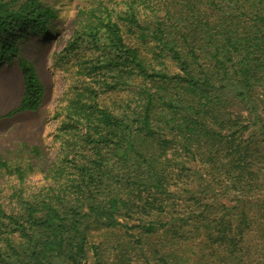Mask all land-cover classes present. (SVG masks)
<instances>
[{
  "label": "trees",
  "instance_id": "obj_1",
  "mask_svg": "<svg viewBox=\"0 0 264 264\" xmlns=\"http://www.w3.org/2000/svg\"><path fill=\"white\" fill-rule=\"evenodd\" d=\"M56 19L0 0V69L23 84L5 119L42 108L22 46ZM78 19L56 160L0 157V264H264V0H90Z\"/></svg>",
  "mask_w": 264,
  "mask_h": 264
},
{
  "label": "rangeland",
  "instance_id": "obj_2",
  "mask_svg": "<svg viewBox=\"0 0 264 264\" xmlns=\"http://www.w3.org/2000/svg\"><path fill=\"white\" fill-rule=\"evenodd\" d=\"M40 1L51 6L57 13L52 28L54 40L46 41L30 35L22 46V53L24 58L34 65L44 84V103L40 111L35 114L17 116L11 120L5 119V116L18 106L23 94V84L17 65L2 66L3 68L0 69V157L6 160L10 158V162L15 165L19 163V151L21 149L25 151L24 146L37 147L40 151L39 161L27 155L21 163L46 169L58 155L59 146L54 138L62 121L57 116L60 105L67 102L72 88L77 84L73 66L75 60L70 63L62 61L63 50L78 27V12L90 0ZM126 39L129 43L130 39ZM261 112L264 120V109ZM30 174L32 175L28 182L33 186H41L45 174L40 170ZM11 181L12 178L0 172L1 193L6 194L10 191ZM255 191L252 197H264V193L262 196L257 190Z\"/></svg>",
  "mask_w": 264,
  "mask_h": 264
}]
</instances>
